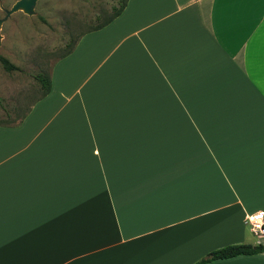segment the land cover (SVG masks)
<instances>
[{"label":"crops","instance_id":"0c3cea01","mask_svg":"<svg viewBox=\"0 0 264 264\" xmlns=\"http://www.w3.org/2000/svg\"><path fill=\"white\" fill-rule=\"evenodd\" d=\"M0 124V264H192L263 244L264 10L127 0ZM206 264H264V252Z\"/></svg>","mask_w":264,"mask_h":264},{"label":"rangeland","instance_id":"374dc122","mask_svg":"<svg viewBox=\"0 0 264 264\" xmlns=\"http://www.w3.org/2000/svg\"><path fill=\"white\" fill-rule=\"evenodd\" d=\"M15 0H0V18ZM118 0H37L30 16L17 11L0 26V120L17 121L41 94L35 77L51 66L89 26L106 18Z\"/></svg>","mask_w":264,"mask_h":264},{"label":"trees","instance_id":"16d2710c","mask_svg":"<svg viewBox=\"0 0 264 264\" xmlns=\"http://www.w3.org/2000/svg\"><path fill=\"white\" fill-rule=\"evenodd\" d=\"M126 1L127 0H118L117 5L111 7V11L106 18H103L102 20L98 21L97 23L89 26V28L87 30H85L84 32H82L81 34H79V36H81L82 34H84L86 32L97 30V29L103 27L104 25H106L107 23H109L114 17H116L121 12ZM79 36H77V38L67 46L65 51L59 57L65 56L66 54H68L73 49V47H74L77 39L79 38ZM0 62L2 63L3 67L7 70L13 68V65L10 64L2 56H0ZM35 79L39 83V86L41 88V94L39 96V97H41V96L45 95L49 90V87H50L49 74L48 75L37 74ZM28 109L29 108H27L25 113L28 111ZM23 115L15 122H13V121L7 122V121L0 120V124L1 125L16 124L23 117ZM259 252H264V245L263 244H256V245H250V244H245V243L229 244V245H225L223 247L209 251L208 253H206L205 256H203L202 258L193 262L192 264H206V263L213 261V260H216V259H225V258L237 256V255H250V254H256Z\"/></svg>","mask_w":264,"mask_h":264},{"label":"water","instance_id":"95a60500","mask_svg":"<svg viewBox=\"0 0 264 264\" xmlns=\"http://www.w3.org/2000/svg\"><path fill=\"white\" fill-rule=\"evenodd\" d=\"M37 0H15L8 9H2L3 16L0 18V26L12 13L21 11L22 13L30 16L34 13V5ZM1 41V33H0Z\"/></svg>","mask_w":264,"mask_h":264},{"label":"built area","instance_id":"2783aa9c","mask_svg":"<svg viewBox=\"0 0 264 264\" xmlns=\"http://www.w3.org/2000/svg\"><path fill=\"white\" fill-rule=\"evenodd\" d=\"M244 221L249 226V230L256 236L264 235L263 211L257 210L246 215Z\"/></svg>","mask_w":264,"mask_h":264},{"label":"snow or ice","instance_id":"6c2138e0","mask_svg":"<svg viewBox=\"0 0 264 264\" xmlns=\"http://www.w3.org/2000/svg\"><path fill=\"white\" fill-rule=\"evenodd\" d=\"M230 2L238 6L259 3L261 6V9L264 10V0H230Z\"/></svg>","mask_w":264,"mask_h":264}]
</instances>
